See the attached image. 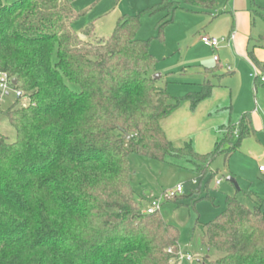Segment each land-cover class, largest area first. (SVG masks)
<instances>
[{"label":"trees","instance_id":"1","mask_svg":"<svg viewBox=\"0 0 264 264\" xmlns=\"http://www.w3.org/2000/svg\"><path fill=\"white\" fill-rule=\"evenodd\" d=\"M73 1L0 0V72L30 99L0 109L15 133L12 142L0 134V264H177L179 230L158 211L139 209L128 155L183 159L200 179L209 175L206 189L211 162L218 154L227 160L253 132L252 121L244 113L236 126H221L207 153L190 141L176 147L160 119L185 100L193 111L214 84L170 95L150 74L151 39L136 35L144 13H164L156 26L161 38L175 11L209 13L216 0H159L119 16L107 39H96L90 24L83 41L71 28L84 14ZM253 85L264 82L256 76ZM204 197L211 199L198 191L191 205ZM199 227L205 248L221 254L205 257L207 264H264V198L248 208L227 195L223 211Z\"/></svg>","mask_w":264,"mask_h":264},{"label":"rangeland","instance_id":"2","mask_svg":"<svg viewBox=\"0 0 264 264\" xmlns=\"http://www.w3.org/2000/svg\"><path fill=\"white\" fill-rule=\"evenodd\" d=\"M4 1L10 3L15 0ZM158 2L74 0L75 11L84 14L72 22L71 28L78 35L93 24L95 38L107 39L119 16L135 15ZM195 10L185 6L175 11L172 21L164 27L161 38L156 37V26L164 13H144L136 35L137 39H151L149 51L156 58V63L150 69V74L152 77L162 75L157 81L170 95L184 96L197 90L196 84L205 80L215 84L211 95L202 100L201 105L198 104L194 122L184 123L183 129L181 122L179 126L173 124L172 130L168 126L175 137L173 141L169 140L178 145L182 143L181 136L185 135V141L197 142L199 136L205 134L206 125L215 118L219 122L210 133L218 135L221 126H236L244 113L251 117L253 132L241 140L238 149L227 160L223 154L214 158L209 168L214 173L206 189L205 182L209 175L200 179L183 159L157 161L135 153L128 155L129 182L141 211L152 201L162 200L165 191L182 186V195L163 201L158 209L161 217L179 230L180 255L189 253L192 256V261L177 259V264H207L205 257L213 261L221 256L215 250L208 251L202 244L199 225L209 222L223 211L227 195L235 197L248 208L254 206L255 197L264 198V175L258 171V166L264 164V87L260 85L255 89L254 78L249 77L254 74L253 68L259 77H264V0H216L209 13ZM233 32V46H228L222 39H227ZM202 36L217 39V49L205 46L200 40ZM89 41L94 42V39ZM250 51L261 62V69L252 64L248 56ZM214 56L218 61L214 60ZM216 67L218 69L215 70ZM216 74L223 76L219 79ZM70 87L79 90L76 85L71 84ZM14 100V91H10L2 100L0 109L5 110ZM23 103L24 100L21 101ZM211 107L214 110L209 115L206 109ZM0 134L8 142L15 139L13 128L2 115ZM167 136L168 139V133ZM236 141L237 135L232 134L230 144L234 145ZM199 142L203 149H209L204 140L199 139ZM228 177L233 178L236 185L228 181ZM217 180H220L219 185H216ZM198 191L200 194L207 193L211 199L204 197L193 206L190 198Z\"/></svg>","mask_w":264,"mask_h":264},{"label":"crops","instance_id":"3","mask_svg":"<svg viewBox=\"0 0 264 264\" xmlns=\"http://www.w3.org/2000/svg\"><path fill=\"white\" fill-rule=\"evenodd\" d=\"M234 33V32H233ZM229 36H230V34H229ZM228 36V37H229ZM227 37V38H228ZM234 39H235V33H234V38H233V40H230L229 42H227V45L228 46H233V42H234ZM226 42V41H225ZM211 49V48H210ZM257 60V59H256ZM260 64H261V62H260ZM261 68H262V64H261ZM215 70L216 69H218V67H216V68H214ZM212 70V69H211ZM206 71H208V70H206ZM217 76H218V78L220 79V77H221V75L219 76L218 74H216ZM157 78H161L162 77V75L161 74H158L157 76H156ZM249 77H251L250 75H249ZM217 78V77H216ZM203 82V81H202ZM213 83V82H212ZM201 84V83H200ZM200 84H196L197 85V90L199 89V85ZM159 87H161V85H159V83L157 84ZM195 85V86H196ZM214 87H215V84H214ZM213 87V88H214ZM253 87H254V85H253ZM162 88V87H161ZM256 89V88H255ZM197 90H195V91H197ZM213 90V89H212ZM199 105H201V103L199 104ZM199 105H198V107L196 108V110L195 111H192L191 109H190V103H189V101H183V102H181L180 104H179V106L175 109V110H173L169 115H167L166 117H163V118H161L160 119V121H159V123H160V126L162 127V129L164 130V133H165V135H166V137H168L167 136V133L169 134V138L168 139H170V140H172L173 141V139L175 138L174 137V135L172 134V133H170L169 132V130H168V126H169V128L172 130V125L174 124V125H176V126H179V123H180V127L183 129V125H184V123H186V122H194V120L196 119V113H197V111H198V109H199ZM214 107H211V108H208V109H206L207 111H209L208 113H209V115L210 114H212V111L214 110L213 109ZM228 109V108H227ZM230 109H231V107H230ZM228 115H230L229 113H228ZM253 116V115H252ZM254 118V116L252 117V119ZM218 120V118H215V119H212L209 123H208V125H206V130H205V134L203 135V136H199V138L197 139V142H195V141H191V140H189L190 142H191V144H192V147H193V149H194V151L195 152H197V153H201V154H203V153H207V152H209L210 150H212V148H213V146H214V143H215V141L217 140V138H218V136H219V134L218 135H216V134H211L210 133V130L211 129H214V127L216 126V124H217V122H219V121H217ZM167 126V127H166ZM234 135H236V134H234ZM185 135H183V136H181V138H180V140H182V143L181 144H178V145H176V144H174L176 147H180V146H182L183 145V143L184 142H187V141H185ZM199 139L200 140H204L205 141V143H206V147L208 146V148L210 149H208V150H206V149H203V147H202V144H201V142H199ZM171 141V142H172ZM224 148H226V145L224 146ZM206 150V151H205ZM220 184V183H219ZM218 184V185H219Z\"/></svg>","mask_w":264,"mask_h":264},{"label":"built area","instance_id":"4","mask_svg":"<svg viewBox=\"0 0 264 264\" xmlns=\"http://www.w3.org/2000/svg\"><path fill=\"white\" fill-rule=\"evenodd\" d=\"M234 38V33H231L230 36L227 39H222L223 41L229 42L230 40H233ZM201 42L211 48V49H217L219 42L217 39L215 38H209L208 36H202L200 37ZM214 60L218 61V58L216 56H214ZM254 69V74H250L251 77L255 78L257 75V72L255 73V68ZM260 81L264 82V77L260 76ZM10 91H14V95L15 98H21L22 100H24L23 105L28 104L30 102V99L23 95V93L19 90H15L13 88V84H12V78L8 76L7 73L5 72H0V104L2 102V100L8 96ZM21 100V101H22ZM236 134V132H235ZM258 171L264 175V164H261L258 166ZM220 183V180L216 181V185H218ZM183 191H182V186L181 185H177L175 188L165 191V193H163L162 196V200H154L152 201L148 207L146 209H144L142 212L145 214H150L153 213L155 211H158L160 204L165 201V200H172L177 198L178 196L182 195ZM178 260H185L187 262L192 261V256L189 253L180 255L179 252V257Z\"/></svg>","mask_w":264,"mask_h":264},{"label":"water","instance_id":"5","mask_svg":"<svg viewBox=\"0 0 264 264\" xmlns=\"http://www.w3.org/2000/svg\"><path fill=\"white\" fill-rule=\"evenodd\" d=\"M78 37L80 40H84V37L82 35L78 34ZM12 83L15 84V80H12ZM227 180L236 185L235 180L233 178L228 177Z\"/></svg>","mask_w":264,"mask_h":264}]
</instances>
